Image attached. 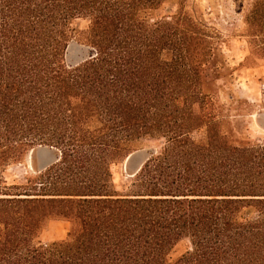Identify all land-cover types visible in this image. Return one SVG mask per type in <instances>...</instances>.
I'll list each match as a JSON object with an SVG mask.
<instances>
[{
  "label": "trees",
  "instance_id": "16d2710c",
  "mask_svg": "<svg viewBox=\"0 0 264 264\" xmlns=\"http://www.w3.org/2000/svg\"><path fill=\"white\" fill-rule=\"evenodd\" d=\"M190 1L0 0V264H264V138L219 126L218 46ZM234 3L264 64V0ZM80 19L91 56L72 66ZM146 142L118 192L112 166ZM38 147L59 161L1 181Z\"/></svg>",
  "mask_w": 264,
  "mask_h": 264
},
{
  "label": "rangeland",
  "instance_id": "374dc122",
  "mask_svg": "<svg viewBox=\"0 0 264 264\" xmlns=\"http://www.w3.org/2000/svg\"><path fill=\"white\" fill-rule=\"evenodd\" d=\"M185 7L196 22L206 26L216 38L218 57L214 58L211 66L208 67L210 70L207 76H209V81L213 79L217 81L213 99V114L220 121L219 126L224 131H232V136H237L240 141L245 140L246 137L252 141L263 139L264 64L253 56L251 59L249 57L248 40L243 36L245 29L243 15L237 13L234 0H191L185 4ZM178 9L176 3H166L156 12V17L160 19L176 16ZM89 25V21L83 19L73 23V28L78 30V34L71 42L72 50L67 54L69 65L75 66L73 65L75 58L82 52L91 56L90 48L85 40ZM229 100H233V103ZM245 100L255 108L247 112L245 105L241 104ZM157 146L156 142H146L143 147L136 149L130 155L152 150ZM127 159L112 166L114 185L118 192H126L127 187L131 185L132 170L127 168ZM29 163L30 160L26 164L11 168L4 175L5 180L1 179V181L7 184L24 183V177L29 171ZM66 231L65 225L54 224L52 235L59 236L65 234ZM188 248V243L180 244L170 258L172 260L178 258Z\"/></svg>",
  "mask_w": 264,
  "mask_h": 264
},
{
  "label": "water",
  "instance_id": "95a60500",
  "mask_svg": "<svg viewBox=\"0 0 264 264\" xmlns=\"http://www.w3.org/2000/svg\"><path fill=\"white\" fill-rule=\"evenodd\" d=\"M72 48H69L71 51ZM89 55L82 52L77 55L73 65H78L89 59ZM152 150H144L134 153L127 159V168L132 170L131 176L134 177L142 168L145 161L150 157ZM60 159L59 153L54 148L38 147L31 152V170L34 172H44Z\"/></svg>",
  "mask_w": 264,
  "mask_h": 264
},
{
  "label": "crops",
  "instance_id": "0c3cea01",
  "mask_svg": "<svg viewBox=\"0 0 264 264\" xmlns=\"http://www.w3.org/2000/svg\"><path fill=\"white\" fill-rule=\"evenodd\" d=\"M31 161V160H30ZM28 169L31 170V162L28 164ZM66 226V225H65ZM67 227V226H66Z\"/></svg>",
  "mask_w": 264,
  "mask_h": 264
},
{
  "label": "bare ground",
  "instance_id": "6f19581e",
  "mask_svg": "<svg viewBox=\"0 0 264 264\" xmlns=\"http://www.w3.org/2000/svg\"><path fill=\"white\" fill-rule=\"evenodd\" d=\"M72 47V46H71ZM73 48V47H72ZM28 160H30V157H29V159ZM31 162V161H30Z\"/></svg>",
  "mask_w": 264,
  "mask_h": 264
}]
</instances>
